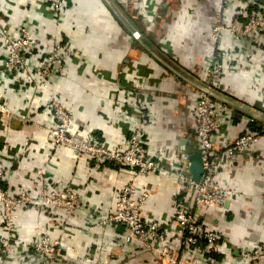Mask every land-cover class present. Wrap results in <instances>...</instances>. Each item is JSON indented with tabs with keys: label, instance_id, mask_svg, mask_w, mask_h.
Wrapping results in <instances>:
<instances>
[{
	"label": "crops",
	"instance_id": "crops-1",
	"mask_svg": "<svg viewBox=\"0 0 264 264\" xmlns=\"http://www.w3.org/2000/svg\"><path fill=\"white\" fill-rule=\"evenodd\" d=\"M112 1L143 43L174 69L207 85L203 67L216 58L224 66L221 88L226 96L264 111V75L255 72L264 68V35L238 44L228 39L211 41L220 0ZM249 1L229 0V13ZM10 2L3 9V22L28 26L32 35L59 42L69 53L60 54L57 65L62 70L49 75L46 88L36 85L43 48L25 56L30 69L24 87L0 76V91L10 110L16 113L25 106L30 119L27 123L21 115L0 118V167L9 172L5 185L9 191L27 193L37 204L18 213L17 238L33 241L48 235L61 242V251L54 257L24 260L18 251L4 247L0 212V264H89L86 258L95 249L110 252V264H159L154 252L124 246L122 227L99 226L114 210L118 189L129 180L131 169L100 159H80L56 169L46 165L49 155L66 160L72 154L66 147H54L46 130L52 126L49 91L55 90L72 112L69 133L76 139L123 147L128 126L143 121L146 157L174 165L197 151L192 120L196 90L176 80L137 41L131 42V35L103 0H66L58 24L35 0ZM2 56L0 50V60ZM30 77L34 83L30 84ZM229 108V119L215 141L230 145L245 129L262 130V122ZM40 124L45 128H39ZM38 170L43 173L40 177ZM220 174L222 184L234 187L238 196L220 208L195 209L206 228L221 232V253L204 259L205 264H254L241 259L237 247L264 244V137L234 163L221 165ZM42 183L56 190L70 185L77 194L79 206L64 224L38 203ZM135 186L138 192L150 193L140 210L143 219L166 218L175 206L189 205L191 188L181 185L174 172L151 174ZM174 236L176 243L178 233Z\"/></svg>",
	"mask_w": 264,
	"mask_h": 264
},
{
	"label": "built area",
	"instance_id": "built-area-1",
	"mask_svg": "<svg viewBox=\"0 0 264 264\" xmlns=\"http://www.w3.org/2000/svg\"><path fill=\"white\" fill-rule=\"evenodd\" d=\"M35 1L46 7L48 18L51 21L56 24L60 22L59 14L67 7L66 0ZM228 1L220 0L217 5L219 12L209 34L211 41L219 42L228 39L238 44L245 39L264 35V0H250L244 8L230 13ZM9 4L11 5L10 0H0V50L3 53L0 60V76L17 86L24 87L25 77L29 75L30 69L25 56L33 50L43 48L45 54L37 70L36 85L46 88L49 75L51 73L59 75L62 70L60 65H57L60 54L69 53V49L59 42L40 40L29 32L28 26L3 22V9ZM223 71V64L213 58L203 67L202 72L207 83L203 86L226 96L221 88ZM255 72L264 75V68ZM174 78L179 80L176 76ZM29 81L31 84L35 79L30 77ZM24 107L17 109L16 113L12 112L9 101L0 91L1 119L21 115V118L29 123L28 110ZM229 107L196 90L192 120L197 151L203 159V172L198 183H194L188 172V160L179 161L174 165H165L161 159L153 160L146 157L142 147L145 126L143 121L137 125L128 126L123 147L109 146L93 140L76 139L69 133L73 118L72 112L62 102L58 93L51 90L48 96V109L52 117V126L46 130L54 147H66L72 151V154L66 160L49 155L46 165L56 169L63 164H75L80 159L86 161L100 159L131 169L132 174L129 180L118 189L114 210L99 222V226L103 228L110 224L122 227L123 245L154 252L159 264H205L204 259L221 253L219 245L221 232L206 228L195 213V209L199 207L220 208L228 199L238 196V191L234 187L222 184L221 165L234 163L238 155L250 152L257 146L261 137H264L263 126L260 132H249L245 129L230 145L215 141L220 129L229 119L231 110ZM257 112L264 115V111ZM38 127L45 128V125L40 124ZM164 172H174L181 185L191 188L189 205L175 206L166 218L155 216L143 219L140 210L149 199L150 193L148 191L138 192L135 183L139 179L148 180L151 174ZM8 174L7 169L0 167V212L5 229V236L2 238L3 243L5 242L4 247L18 251L22 258L28 261L38 258L45 260L58 255L61 251V242L48 235L33 241H21L17 238L18 213L37 204L27 193L9 191L5 185ZM36 174L39 177L43 175L41 170H38ZM42 186L38 203L58 215L60 223L64 224L79 206L77 194L70 185L60 190L46 188L43 183ZM177 233L178 240L174 243V235ZM13 239V244L10 246L9 242ZM237 251L240 258L245 261L264 264V244L237 247ZM111 259L110 252L95 249L87 256L86 262L110 264Z\"/></svg>",
	"mask_w": 264,
	"mask_h": 264
},
{
	"label": "water",
	"instance_id": "water-1",
	"mask_svg": "<svg viewBox=\"0 0 264 264\" xmlns=\"http://www.w3.org/2000/svg\"><path fill=\"white\" fill-rule=\"evenodd\" d=\"M104 3L107 5V7L110 9V11L115 15V17L120 21V23L125 27V29L129 32L131 35V42L134 40L137 41L139 44H141L144 49L156 60L158 63H160L165 69H167L169 72L174 74L176 77L181 79L182 81H185L187 84H189L191 87L195 88L198 91H201L205 93L206 95L210 96L212 99L222 102L230 107H233L237 110H240L247 115L253 117L254 119L264 123V115L251 109L250 107H246L237 101H234L230 98H227L224 95H221L203 85H200L199 83H196L194 81H191L186 76L181 74L179 71L174 69L171 65H169L166 61H164L162 58H160L157 54H155L149 47H147L142 39L141 35L138 33V31L129 23V21L125 18V16L121 13L119 8L115 5V3L112 0H103ZM189 161V167L188 172L191 175L192 181L194 183H198L200 176L203 172V159L201 154L198 151L192 152L191 155L188 156Z\"/></svg>",
	"mask_w": 264,
	"mask_h": 264
},
{
	"label": "trees",
	"instance_id": "trees-1",
	"mask_svg": "<svg viewBox=\"0 0 264 264\" xmlns=\"http://www.w3.org/2000/svg\"><path fill=\"white\" fill-rule=\"evenodd\" d=\"M252 130H253V131H256V132H260V130H256L255 127H252Z\"/></svg>",
	"mask_w": 264,
	"mask_h": 264
}]
</instances>
